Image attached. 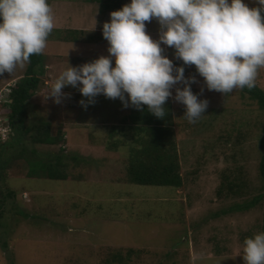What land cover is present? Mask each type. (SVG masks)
<instances>
[{"label":"rangeland","instance_id":"374dc122","mask_svg":"<svg viewBox=\"0 0 264 264\" xmlns=\"http://www.w3.org/2000/svg\"><path fill=\"white\" fill-rule=\"evenodd\" d=\"M244 2L259 6L254 0ZM48 3L55 16L53 30L85 33L78 34L76 42H63L51 32L42 52L43 85L25 106L26 127L47 122L52 134L59 130L66 134L64 142L33 145L24 135L23 144L44 157L62 148L69 179L29 178L25 162L11 160L0 181L5 197L0 207V264H113L110 259L118 250L122 257L114 264H245L243 242L264 232V206L260 203L247 212L229 209L262 193L257 168L264 111L240 90L225 95L208 90L194 65H183L173 48L161 45L164 55L185 67L186 77H196L192 91L209 104L204 116L190 123L183 117L184 105L172 97L166 101L181 188L127 183L125 168L135 147L131 133L112 134L111 142L122 143L113 150L106 143L111 126L122 123L131 106L123 107L118 98L97 96L95 103L82 107L79 101L86 97L76 95L78 88L72 86L62 89L70 96L59 104L45 96L68 63L78 66L108 55L102 25L109 19H101L100 8L111 7V12L130 0ZM145 23L148 34L158 39L157 20ZM26 65L0 76V87H13L24 76ZM256 86L264 90V68L259 69ZM172 91L174 97L175 88ZM8 153L3 155L12 151ZM73 156L84 161L75 166L69 160ZM128 249L133 253L126 255Z\"/></svg>","mask_w":264,"mask_h":264},{"label":"clouds","instance_id":"9594fccd","mask_svg":"<svg viewBox=\"0 0 264 264\" xmlns=\"http://www.w3.org/2000/svg\"><path fill=\"white\" fill-rule=\"evenodd\" d=\"M254 2L259 6L250 8L244 0H130L111 11L102 25L108 55L78 66L68 63L45 98L59 104L70 96L62 89L72 86L87 98L79 101L82 107L102 94L118 98L125 108L142 110L146 105L163 119L172 97L184 105L183 117L195 123L209 102L193 93L197 79L186 77L183 65H194L210 91L225 95L256 86L264 68V0ZM153 19L160 26L158 39L146 30L145 22ZM54 27L48 0H0V76L12 75L33 54H41ZM161 45L173 48L183 65L176 66ZM14 87L10 85L11 92ZM7 125L10 129L8 119ZM243 253L245 264H264V232L246 237Z\"/></svg>","mask_w":264,"mask_h":264},{"label":"trees","instance_id":"16d2710c","mask_svg":"<svg viewBox=\"0 0 264 264\" xmlns=\"http://www.w3.org/2000/svg\"><path fill=\"white\" fill-rule=\"evenodd\" d=\"M105 9L102 10L100 8L101 19L111 10V7L105 6ZM80 33L84 34L85 31L71 30L66 32V30L57 29L52 32L53 35L58 34L57 39L63 42H76L78 40L77 36ZM63 34L64 36H62ZM44 75L45 60L43 54H33L30 57V62L26 65L24 76L16 82L15 87L12 89L9 103L1 107L5 117L8 119L10 130L8 133L9 138L4 142H0V181H3L4 172L8 168L11 160H23L27 167L26 176L29 178H45L62 181L69 179V175L66 173L69 168V163L60 155L64 153L62 148L59 149L58 154L44 157L36 149L27 148L23 144L24 135H29L30 142L33 145L46 146H59L66 138V134L64 135L60 130L52 134L47 122L39 120L30 127H26L24 124L26 103L33 98L40 86L43 85ZM240 91L241 96L246 95L256 103L260 110L264 111V90L255 86L252 89L245 87ZM171 120V116H164L163 119L155 117L148 111L145 105L142 110L131 107L130 114L122 120V123L117 125L118 127L111 126L106 148L113 150L118 144H122L120 141L111 142L114 141L111 140L112 134L116 133L117 130H119L118 132L122 136L131 133L132 142L135 144V147H132L133 149L130 150V155L127 160L128 164H126L125 168L127 183L139 186L181 188L180 164ZM258 148L260 158L257 169L258 177L262 182V193L254 197L251 201L232 206L229 209L230 212H247L260 203L264 206V118L261 125ZM8 150H11L12 154L5 157L3 154L6 153L9 155ZM2 156H4L3 159ZM69 160L74 161L76 163L75 166L79 164V161H84V159L77 156L70 157ZM229 190L236 192L232 186H230ZM4 198L0 190V207ZM132 253V249L126 250V255ZM113 254H115V257H112L110 262L114 264L121 260L122 252L118 250Z\"/></svg>","mask_w":264,"mask_h":264},{"label":"built area","instance_id":"2783aa9c","mask_svg":"<svg viewBox=\"0 0 264 264\" xmlns=\"http://www.w3.org/2000/svg\"><path fill=\"white\" fill-rule=\"evenodd\" d=\"M10 92V85L0 88V142H4L9 137L8 133L10 129L7 125V119L1 110V107L7 103Z\"/></svg>","mask_w":264,"mask_h":264},{"label":"crops","instance_id":"0c3cea01","mask_svg":"<svg viewBox=\"0 0 264 264\" xmlns=\"http://www.w3.org/2000/svg\"><path fill=\"white\" fill-rule=\"evenodd\" d=\"M110 12L108 11L107 13H106V15H105V20H108V19H110ZM108 17V18H107ZM72 94H74V93H72ZM76 95H78V96H82L81 95V93L80 92H77V93H75ZM98 96H100V97H105L104 95H98ZM86 100H87V98H85Z\"/></svg>","mask_w":264,"mask_h":264}]
</instances>
